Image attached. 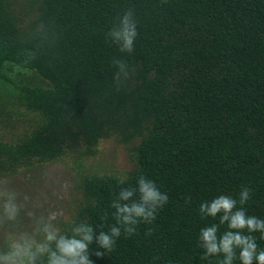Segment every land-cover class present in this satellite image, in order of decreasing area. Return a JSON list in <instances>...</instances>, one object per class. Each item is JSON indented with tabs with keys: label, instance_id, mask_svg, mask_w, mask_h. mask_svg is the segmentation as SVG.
Listing matches in <instances>:
<instances>
[{
	"label": "trees",
	"instance_id": "1",
	"mask_svg": "<svg viewBox=\"0 0 264 264\" xmlns=\"http://www.w3.org/2000/svg\"><path fill=\"white\" fill-rule=\"evenodd\" d=\"M130 8L138 35L129 54L107 34ZM114 59L135 68L119 90ZM13 99L38 119L20 135L0 134L1 177L92 155L111 137L133 163L125 174L77 169L57 227L71 219L108 231L113 199L141 176L169 197L112 252L97 257L93 243L94 264H216L222 257L201 259L198 236L219 216L202 219L200 204L238 201L244 187L247 214L264 220V0H0V123Z\"/></svg>",
	"mask_w": 264,
	"mask_h": 264
},
{
	"label": "clouds",
	"instance_id": "2",
	"mask_svg": "<svg viewBox=\"0 0 264 264\" xmlns=\"http://www.w3.org/2000/svg\"><path fill=\"white\" fill-rule=\"evenodd\" d=\"M107 35L121 53H132L138 35L135 9L130 8L119 16L118 23ZM113 65L117 69L113 74V87L119 90L131 79L135 68L123 59H114ZM16 171L22 173L24 168L19 167ZM126 179V176L119 177L120 184H124ZM250 198V189L244 187L238 201L231 196L219 195L200 204L202 219L215 220L219 216L218 224L212 223L200 229L198 247L203 249L201 259L222 257L217 259L216 264H234L237 259L240 264H264V250L258 249L256 238L252 235L258 232L260 239L264 240V220L247 214L244 205ZM168 199L155 182L141 176L136 187L122 188L113 199L111 208L115 223L108 231L97 233L88 223H77L71 219L67 221V230H62L51 218L39 217L31 232L21 231L7 236L3 246H0V264H94L90 258L93 243L97 246L95 256L107 255L114 250L122 233L131 236L141 223L151 224ZM190 200V196L185 197V203ZM22 207L15 191L0 189V224L15 223ZM107 217L105 212L101 219L106 220ZM223 225H226V230L220 233V226ZM146 235H151V229Z\"/></svg>",
	"mask_w": 264,
	"mask_h": 264
},
{
	"label": "rangeland",
	"instance_id": "3",
	"mask_svg": "<svg viewBox=\"0 0 264 264\" xmlns=\"http://www.w3.org/2000/svg\"><path fill=\"white\" fill-rule=\"evenodd\" d=\"M19 86L25 81H17ZM2 100H5L4 98ZM8 112L5 122L0 123V134L15 136L25 132L26 127L34 124V112L20 107L13 99L6 103ZM133 167L127 146L119 143L114 137L101 140L94 146V154L71 152L60 158L23 167L22 173H11L0 176V189H8L17 193V199L23 205L20 217L15 223L0 224V246H3L7 236L33 230L35 220L39 217L51 218L57 225L67 216L68 201L75 195V171L84 170H114L125 174ZM24 197L28 199L25 200Z\"/></svg>",
	"mask_w": 264,
	"mask_h": 264
}]
</instances>
